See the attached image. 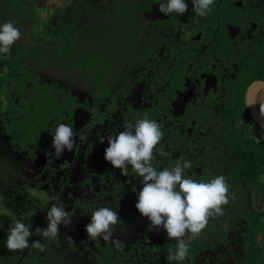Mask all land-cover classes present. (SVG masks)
Masks as SVG:
<instances>
[{"label": "flooded vegetation", "instance_id": "af4514ba", "mask_svg": "<svg viewBox=\"0 0 264 264\" xmlns=\"http://www.w3.org/2000/svg\"><path fill=\"white\" fill-rule=\"evenodd\" d=\"M163 2L0 0V24L12 22L24 37L0 54L1 208L10 212L0 215V264L264 262V130L245 104L264 91V0H214L205 17L191 0L183 15H163ZM144 117L163 133L153 153L158 171L186 160V176L223 175L229 184L224 214L185 237L183 262L167 259L175 241L137 212L140 179L103 158L101 140ZM59 124L73 128L75 146L57 159L50 130ZM31 202L40 212L23 217ZM53 204L73 214L72 224L56 239L34 235L28 248L9 251L8 227H46ZM100 207L117 211L122 248L87 237Z\"/></svg>", "mask_w": 264, "mask_h": 264}, {"label": "clouds", "instance_id": "9594fccd", "mask_svg": "<svg viewBox=\"0 0 264 264\" xmlns=\"http://www.w3.org/2000/svg\"><path fill=\"white\" fill-rule=\"evenodd\" d=\"M192 11L198 17H205L211 10L214 0H191ZM158 11L163 15L173 13L183 15L188 11L187 0H166L160 3ZM23 33L12 22L0 24V54H7L11 46L23 39ZM245 104L251 108L258 106V113L264 118V91L257 90L254 97H246ZM51 147L55 158L71 152L75 146L73 128L59 124L50 130ZM163 133L160 125L148 117L128 123L117 135H109L101 140L107 143L103 158L121 175L128 176L129 167L140 179V189L135 208L147 218L149 227L163 229L175 245L169 249L167 259L183 262L189 255L190 245L186 236L198 237L207 226L209 219L224 214L223 206L229 203V184L223 175L204 181L185 175L190 169V161L178 160L172 167L157 170L152 161L155 147L160 143ZM161 155H166L163 149ZM73 214L62 206L53 204L46 213V227L23 221L13 222L7 229L5 246L9 251L23 250L30 246V238L39 235L45 239H56L61 226L72 224ZM90 222L85 226L87 237L95 242L100 240L112 243L117 249L123 247L115 238V226L120 224L116 210L100 207L92 211ZM71 240V237H68ZM31 247L41 252L46 246L39 240L31 241Z\"/></svg>", "mask_w": 264, "mask_h": 264}, {"label": "rangeland", "instance_id": "374dc122", "mask_svg": "<svg viewBox=\"0 0 264 264\" xmlns=\"http://www.w3.org/2000/svg\"><path fill=\"white\" fill-rule=\"evenodd\" d=\"M264 76V75H263ZM6 150V149H5ZM1 156H3V154H1L0 153V157ZM10 170H12L11 168H10ZM0 176H2V172H1V174H0ZM8 176L9 175H7V179H8ZM31 196L32 197H36V194H34L33 192H32V194H31ZM45 201V200H44ZM43 201V202H44ZM3 203H6V199L3 197V192L1 191V189H0V215L2 216V217H7V218H10V212L7 210V209H2L1 207L3 206ZM32 204H29V207L31 208V210L32 209H35V210H38V213L40 212V210H41V207H42V205L41 206H38V204H36V203H34V202H31ZM4 207V206H3ZM29 211V212H25L24 213V215H23V217H27V215L29 214L30 215V213L31 212H33V210L32 211ZM12 220H15L14 218L12 219ZM29 221V220H28ZM33 223V221L31 222V224ZM9 224V223H8ZM3 257V256H2Z\"/></svg>", "mask_w": 264, "mask_h": 264}, {"label": "water", "instance_id": "95a60500", "mask_svg": "<svg viewBox=\"0 0 264 264\" xmlns=\"http://www.w3.org/2000/svg\"><path fill=\"white\" fill-rule=\"evenodd\" d=\"M250 112L253 115L256 122L258 123V125L264 130V119L259 116V113L254 108V106L250 108ZM18 264H20V262Z\"/></svg>", "mask_w": 264, "mask_h": 264}, {"label": "trees", "instance_id": "16d2710c", "mask_svg": "<svg viewBox=\"0 0 264 264\" xmlns=\"http://www.w3.org/2000/svg\"><path fill=\"white\" fill-rule=\"evenodd\" d=\"M0 170H1V172H2V174H3V170H4V168H0ZM6 170V169H5ZM2 177V176H1ZM1 177H0V179H1ZM13 254V253H12ZM257 254V252H256V248L255 249H253V251H252V255L254 256V255H256ZM14 255V254H13ZM262 256L264 257V253L262 254ZM263 260H261V262H259L258 264H264V262H262ZM2 264H15L14 263V261L13 262H11V263H5V262H2ZM22 264H26V262L24 261Z\"/></svg>", "mask_w": 264, "mask_h": 264}]
</instances>
